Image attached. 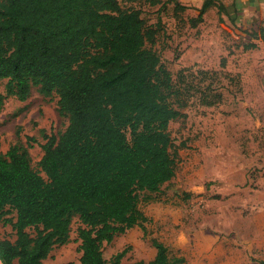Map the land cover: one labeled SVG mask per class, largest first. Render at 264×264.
<instances>
[{"label":"trees","instance_id":"1","mask_svg":"<svg viewBox=\"0 0 264 264\" xmlns=\"http://www.w3.org/2000/svg\"><path fill=\"white\" fill-rule=\"evenodd\" d=\"M120 1L0 0L6 94L19 101L33 87L45 97L56 94L68 120L58 136H45L38 170L18 144L0 155V218L14 232L13 239L0 237V264H48L54 246L68 242L73 216L80 221V263L120 264L127 250L106 261L103 243L135 225L144 229L140 201L175 176L169 125L183 116L174 102L178 91L152 47L156 29L139 8ZM143 1L182 7L177 0ZM211 5L204 0L199 17ZM217 7L236 24L237 4ZM240 32L244 49L256 48L253 40L264 44V23L248 22ZM4 100L0 92V109ZM11 211L14 219L5 216ZM151 243L156 253L147 264H184L161 241Z\"/></svg>","mask_w":264,"mask_h":264},{"label":"rangeland","instance_id":"2","mask_svg":"<svg viewBox=\"0 0 264 264\" xmlns=\"http://www.w3.org/2000/svg\"><path fill=\"white\" fill-rule=\"evenodd\" d=\"M177 1L182 9L173 2L120 1L123 8H139L146 25L156 29L152 47L172 75L174 102L183 116L169 125L177 151L175 176L140 201L144 229L135 225L104 242L103 257L109 261L126 249L120 264H147L156 253L151 240L157 239L169 257H182L184 264H262L264 44L253 40L256 48H243L241 20L231 24L217 7L230 0H212L201 17L204 0ZM251 22L263 25L264 17ZM6 83L0 80L5 95L0 155L18 144L38 170L45 136H58L68 120L59 113L56 94L45 97L33 87L28 99L19 101L6 94ZM5 216L14 219L15 213ZM2 219L0 237L13 239L11 225ZM79 226L73 216L68 242L55 245L45 263L81 264Z\"/></svg>","mask_w":264,"mask_h":264},{"label":"crops","instance_id":"3","mask_svg":"<svg viewBox=\"0 0 264 264\" xmlns=\"http://www.w3.org/2000/svg\"><path fill=\"white\" fill-rule=\"evenodd\" d=\"M233 3L237 4V13L239 15L236 24L241 20V27L248 23L247 19L250 17L251 20L249 22L259 16L264 17V0H230L228 4L224 5L231 7Z\"/></svg>","mask_w":264,"mask_h":264}]
</instances>
